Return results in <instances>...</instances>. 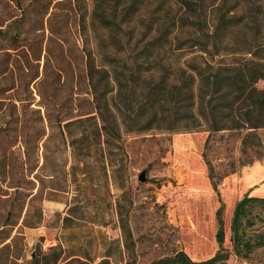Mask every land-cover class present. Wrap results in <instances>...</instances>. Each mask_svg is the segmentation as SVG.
<instances>
[{
    "label": "trees",
    "instance_id": "16d2710c",
    "mask_svg": "<svg viewBox=\"0 0 264 264\" xmlns=\"http://www.w3.org/2000/svg\"><path fill=\"white\" fill-rule=\"evenodd\" d=\"M1 89L12 90L13 108L20 101L41 122L32 126L25 117L0 127L26 151L51 128L68 146L66 129L94 119L108 140L120 138L121 122L127 133L206 129V146L212 133L246 131L242 146L249 148L264 128V0H0ZM203 155L220 201L218 249L202 260L181 249L149 264H224L232 253L245 258L264 246V197L249 191L233 210L232 249L224 245L225 203ZM43 192L27 194L29 202ZM22 216L8 214L2 225H17ZM41 221L39 209L22 224Z\"/></svg>",
    "mask_w": 264,
    "mask_h": 264
},
{
    "label": "rangeland",
    "instance_id": "374dc122",
    "mask_svg": "<svg viewBox=\"0 0 264 264\" xmlns=\"http://www.w3.org/2000/svg\"><path fill=\"white\" fill-rule=\"evenodd\" d=\"M19 89L23 95L24 87ZM12 90H0V127H13L25 117L39 126L31 108L23 109L20 101L13 108ZM119 123L120 138L114 140L99 132V119L73 124L66 129L68 146L51 128V136L29 151L23 143L13 146L0 131V247L12 244L0 264H97L103 259L149 264L181 249L195 260L213 256L220 201L204 152L225 203L224 245L232 249L235 204L248 191L252 167L264 170V128L256 131L260 141L244 149L246 131L212 133L206 146V129L127 133ZM28 131L33 133L32 127ZM263 184L264 177L256 180L257 186ZM42 188L43 194L29 202L27 194ZM39 209V226H24V217ZM8 214L13 220L23 216L17 225H2ZM17 233L22 238L12 241ZM224 264H264V246L245 258L232 253Z\"/></svg>",
    "mask_w": 264,
    "mask_h": 264
},
{
    "label": "crops",
    "instance_id": "0c3cea01",
    "mask_svg": "<svg viewBox=\"0 0 264 264\" xmlns=\"http://www.w3.org/2000/svg\"><path fill=\"white\" fill-rule=\"evenodd\" d=\"M263 177H264V170L252 167L250 176L248 177L249 186L247 189L250 192V195L264 197V184L261 186L256 185V180L258 178H263Z\"/></svg>",
    "mask_w": 264,
    "mask_h": 264
},
{
    "label": "water",
    "instance_id": "95a60500",
    "mask_svg": "<svg viewBox=\"0 0 264 264\" xmlns=\"http://www.w3.org/2000/svg\"><path fill=\"white\" fill-rule=\"evenodd\" d=\"M140 180L141 181H144L145 180L144 173H142V175L140 176Z\"/></svg>",
    "mask_w": 264,
    "mask_h": 264
}]
</instances>
